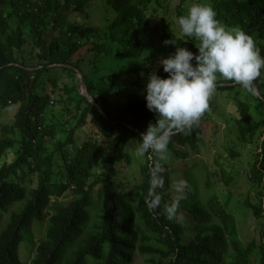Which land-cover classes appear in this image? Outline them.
Wrapping results in <instances>:
<instances>
[{
    "label": "trees",
    "instance_id": "trees-1",
    "mask_svg": "<svg viewBox=\"0 0 264 264\" xmlns=\"http://www.w3.org/2000/svg\"><path fill=\"white\" fill-rule=\"evenodd\" d=\"M92 1L0 0V108L17 106L13 122L0 129V264H133L136 257L142 264H251L256 251L264 264V70L254 82L255 96L223 79L215 90L234 95L238 141L250 155L252 191L244 204L262 226L258 239L241 241L228 210L231 195L223 201L216 196L213 173L203 164L200 184L196 164L184 171L187 187L170 220V167L162 164L161 204L150 210L145 198L154 157L144 156L140 182L129 188L120 182L118 166H132L130 146H138L155 123L143 90L150 73L167 76L156 59L174 53L175 46L196 53L198 41L178 35L165 17L157 45L139 39L148 27L146 13L158 0H106L114 16L103 29L67 21ZM209 4L221 24L251 35L264 56V0ZM181 15L186 12L180 3L176 17ZM51 31L57 35L49 39ZM54 71L67 81L50 78ZM76 71L93 103L80 94ZM53 104L60 114L52 112L47 123ZM201 119L188 134L172 135L169 154L183 161L199 156ZM12 150L15 159L7 162ZM227 152L239 155L233 148ZM215 167L229 185L231 172L218 159ZM67 191L73 199L64 203ZM34 221L45 224L38 242L31 234ZM25 240L31 252L26 263L19 257Z\"/></svg>",
    "mask_w": 264,
    "mask_h": 264
},
{
    "label": "clouds",
    "instance_id": "clouds-1",
    "mask_svg": "<svg viewBox=\"0 0 264 264\" xmlns=\"http://www.w3.org/2000/svg\"><path fill=\"white\" fill-rule=\"evenodd\" d=\"M176 24L180 36L198 41L194 45L197 52L175 46L174 53L158 61L167 76L161 78L152 72L146 78L145 106L156 119L141 134L136 151L140 157H154L145 198L150 210L161 204V195L157 192L164 183L160 175L161 162L168 158L172 135L188 134L198 123L209 108L208 101L218 79L232 81L255 96L258 89L254 82L264 70V56L254 38L240 28L221 24L209 3H193L186 15L176 19ZM169 42L172 43L166 41ZM173 187L180 193L187 182L179 180ZM181 198L178 195L166 206L168 219L176 217Z\"/></svg>",
    "mask_w": 264,
    "mask_h": 264
},
{
    "label": "rangeland",
    "instance_id": "rangeland-1",
    "mask_svg": "<svg viewBox=\"0 0 264 264\" xmlns=\"http://www.w3.org/2000/svg\"><path fill=\"white\" fill-rule=\"evenodd\" d=\"M158 0L157 3L152 4L147 13L146 21L148 24L145 35L140 36L142 42L148 43L152 42L155 45L158 44V24L162 17L168 19L177 32L178 25L176 24V8L182 4L184 11L187 14L188 8L195 2L199 3H209V0ZM114 16V13L107 6L106 0H94L89 5L84 8L83 12L72 11L67 17V21L74 24H88L94 28L103 29L109 20ZM57 35V31H51L48 34V38ZM28 53H31L30 49H27ZM85 51H82L84 54ZM31 56H34L32 53ZM158 59H156L157 65ZM264 73V72H263ZM57 77L60 81H67V77L61 74L60 71H54L50 78ZM219 80V79H218ZM74 82L79 85V80L77 76ZM51 87L46 88V92L53 98V94L50 92ZM234 95L230 96L227 93H217L209 98L208 104L209 108L205 114L201 117V141H200V153L199 156L190 155L185 161L178 157H175L168 152V158L161 162L162 164H167L172 171V188L170 190V197L174 200L178 195H182L185 192L178 193L173 185L179 180H186L184 176V171L196 164L197 173L196 178L200 184L204 178V173L202 174L203 165L210 169L213 175L210 176L211 182L213 184L212 190L216 193L219 199L224 200L227 195H231V201L228 206V210L233 214L237 222V228L239 237L242 242L247 243L251 240H257L259 233L262 231V226L258 223L251 211L248 210L244 204L247 194H251L252 187L248 182V162L250 160V155L248 153L249 149L243 147L239 143L238 134L236 130L235 123L233 120L236 118L235 108L232 105ZM241 100H244L245 95L239 96ZM60 106L50 105L45 113V121L51 123L53 120L52 112L60 114ZM17 111L16 105H11L6 108H0V129L3 125H9L13 122L14 115ZM233 148L237 154L236 157H230L228 155L227 149ZM137 145H131L129 148V154L132 157V166L127 167L125 164L118 166L119 180L123 183L125 188H129L138 184L140 182V168L139 165L143 164L144 157L137 155ZM255 151V149H254ZM15 159L14 150L10 151L5 157L7 162H13ZM218 159L219 163L224 166L229 172L232 178V182L225 186L220 179V172L218 167H215L213 171L214 160ZM136 164V165H135ZM203 164V165H202ZM195 170H193L194 174ZM202 174V178H201ZM200 187V186H199ZM255 192V191H254ZM253 195V194H252ZM72 195L70 192H66L62 198L64 203L71 201ZM44 222L34 221L31 226V234L33 235L34 241L38 242L42 238L44 233ZM26 240L22 241L20 248V260L26 263L31 256V252L26 250L24 245ZM143 260L136 257L133 259V264H142ZM260 255L256 251V254L252 260L251 264H259Z\"/></svg>",
    "mask_w": 264,
    "mask_h": 264
},
{
    "label": "water",
    "instance_id": "water-1",
    "mask_svg": "<svg viewBox=\"0 0 264 264\" xmlns=\"http://www.w3.org/2000/svg\"><path fill=\"white\" fill-rule=\"evenodd\" d=\"M77 72V78H78V80H79V83H80V94L82 95V96H84L89 102H91V103H93L94 101L92 100V98L88 95V93L86 92V88H85V86H84V84H83V81H82V79H81V75H80V73L78 72V71H76Z\"/></svg>",
    "mask_w": 264,
    "mask_h": 264
}]
</instances>
